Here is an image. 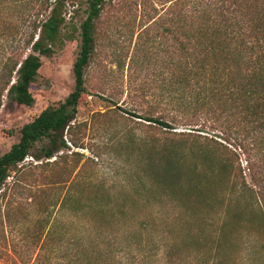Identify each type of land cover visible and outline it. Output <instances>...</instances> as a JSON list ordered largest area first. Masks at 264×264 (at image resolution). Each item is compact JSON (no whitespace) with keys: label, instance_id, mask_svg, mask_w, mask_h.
I'll return each mask as SVG.
<instances>
[{"label":"rangeland","instance_id":"rangeland-1","mask_svg":"<svg viewBox=\"0 0 264 264\" xmlns=\"http://www.w3.org/2000/svg\"><path fill=\"white\" fill-rule=\"evenodd\" d=\"M25 1L3 0L0 6V34L4 33L0 35V66L5 54L18 44V28L30 8ZM169 1L105 0L96 23L95 52L84 71L85 92L77 107L73 134L76 147L67 144L63 155L70 168L77 166L76 171L82 172L77 195L88 201L94 193L84 191L85 185L103 186L110 194L109 199L105 198L110 208L104 213L88 210L84 217L72 222L65 216L56 222L53 216L41 222L35 208L29 205L31 199H26L19 187L26 184L36 191L47 183L55 171L45 162L54 158L23 162L25 180L0 198V264H66L62 257V261L57 259L54 251L69 253L70 242L76 237L91 252L97 246L105 252L114 248L126 252L115 253L119 264H201L196 255L207 252L205 243L218 224L215 208L201 206L199 199L170 201L162 193L163 187L150 185L149 176L156 168L149 166V160L169 156L182 180L199 181L209 196H219L226 187L221 183L223 175L207 174L217 169L221 159L228 160L232 173L241 171L246 177L247 169L239 150L233 155L218 146L233 143L211 123L212 115L206 110L184 107L180 93L169 97L164 90L172 72L178 73L176 66L169 63H177L180 57L174 40L180 36L174 22L177 17L174 10L167 12ZM83 10L84 7L77 11L67 7V20L71 16L78 25L85 18ZM78 43L76 34L74 40L65 42L50 57L40 58L37 79L30 86L31 106L10 102L5 96L0 98V155L18 141L23 125L45 108L63 102L73 91L72 66ZM1 87L0 79V90ZM146 117L171 122L173 129L149 123ZM222 122L225 121L220 119V124L225 125ZM39 147L38 144L36 148ZM28 163L37 166L33 168ZM49 192L53 195L55 191ZM144 221L149 223L142 227ZM52 222L53 229L59 230V242L46 237ZM249 228L257 229V224H244L238 231L231 226L229 233L236 238V244L223 252L226 264H236L237 247ZM254 235L262 238L255 232ZM79 257L77 264L114 263H96L92 256Z\"/></svg>","mask_w":264,"mask_h":264},{"label":"trees","instance_id":"trees-1","mask_svg":"<svg viewBox=\"0 0 264 264\" xmlns=\"http://www.w3.org/2000/svg\"><path fill=\"white\" fill-rule=\"evenodd\" d=\"M25 2L30 8L23 17V25L18 28V44L5 54L0 66V98L5 96L10 102L31 106L30 86L37 79L40 58L50 57L65 42L74 40L76 34L79 51L72 66L73 91L63 102L45 108L23 125L18 141L0 155V198L6 197L9 190H14L25 180V158L30 157L35 162L54 158L52 162H45L55 171L47 183L38 186L36 191L26 184L19 187L26 199H31L29 205L35 208L41 222L49 221L52 216L53 222L64 216L72 222L84 217L88 210L104 213L110 208V203L105 200L110 198L107 189L86 184L84 191L94 195L88 201L78 196L76 190L82 172L76 171L77 166H68L63 150L67 143L76 147L73 134L77 107L85 92L84 71L95 52L96 23L105 0ZM2 3L3 0L0 6ZM168 3L167 12L174 10L177 17L171 22L178 24L180 36L174 40L180 57L177 63H169L176 66L178 73L172 72L164 90L169 97L175 92L180 93L184 107L206 110L213 116L211 123L233 143L218 146L233 155L236 150L241 152L248 181L241 171L232 173L228 160L221 159L217 169L209 170L207 174L223 175L221 183L226 187L219 196L205 195L199 181L182 180L176 164L163 155L149 160V166L156 168L149 176L150 185L163 187L162 193L170 201L180 199L184 203L199 199L201 206L215 208L218 224L205 243L208 244L207 252L196 255L201 264H226L223 252L236 244V238L229 233L231 226L237 227L238 231L244 224L253 223L257 224V229L249 228L244 233L240 247L236 249L235 263L264 264V0H171ZM67 7L74 11L84 7L83 21L77 25L71 16L67 20ZM168 33L172 34V30ZM220 119L225 125L220 124ZM145 121L168 131L173 129L171 122L158 118L146 117ZM38 144L40 147L36 148ZM27 166L35 168L37 165L28 163ZM9 178H12L10 184ZM53 190L56 193L51 195L49 191ZM60 191L61 195H57ZM53 222L46 237L59 242V230L53 229ZM148 223L144 221L142 227ZM254 232L262 238L256 237ZM78 241L77 237L71 240L70 254L66 251L62 255L55 250L57 259L62 261L63 258L66 264H77L82 257L79 255H83L94 257L96 263L110 260L114 261L112 264H119L115 262V253H126L117 248L105 252L101 246L91 252Z\"/></svg>","mask_w":264,"mask_h":264},{"label":"built area","instance_id":"built-area-1","mask_svg":"<svg viewBox=\"0 0 264 264\" xmlns=\"http://www.w3.org/2000/svg\"><path fill=\"white\" fill-rule=\"evenodd\" d=\"M67 144H69L70 146H71V144L70 143H67ZM33 160L32 158H25V160L24 161H28V160ZM34 163H37V162H34Z\"/></svg>","mask_w":264,"mask_h":264}]
</instances>
